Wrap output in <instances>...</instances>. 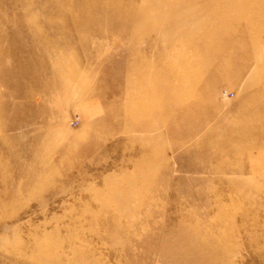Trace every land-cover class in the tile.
I'll return each instance as SVG.
<instances>
[{
  "label": "rangeland",
  "instance_id": "1",
  "mask_svg": "<svg viewBox=\"0 0 264 264\" xmlns=\"http://www.w3.org/2000/svg\"><path fill=\"white\" fill-rule=\"evenodd\" d=\"M0 264H264V0H0Z\"/></svg>",
  "mask_w": 264,
  "mask_h": 264
}]
</instances>
